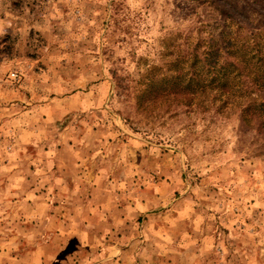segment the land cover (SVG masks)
I'll list each match as a JSON object with an SVG mask.
<instances>
[{"label": "rangeland", "instance_id": "rangeland-1", "mask_svg": "<svg viewBox=\"0 0 264 264\" xmlns=\"http://www.w3.org/2000/svg\"><path fill=\"white\" fill-rule=\"evenodd\" d=\"M231 1L264 34V0ZM207 6L0 0V264H264V118L147 79Z\"/></svg>", "mask_w": 264, "mask_h": 264}, {"label": "trees", "instance_id": "trees-1", "mask_svg": "<svg viewBox=\"0 0 264 264\" xmlns=\"http://www.w3.org/2000/svg\"><path fill=\"white\" fill-rule=\"evenodd\" d=\"M207 3L219 33L206 37L204 29L213 23L201 20L200 37L177 61L178 72L147 79L158 94L196 86L206 109L217 115L239 112L252 119L264 118V34L249 18L255 8L237 1Z\"/></svg>", "mask_w": 264, "mask_h": 264}, {"label": "crops", "instance_id": "crops-1", "mask_svg": "<svg viewBox=\"0 0 264 264\" xmlns=\"http://www.w3.org/2000/svg\"><path fill=\"white\" fill-rule=\"evenodd\" d=\"M62 169V170H61ZM63 169L64 168H60V167H58L57 168V171L58 172H63ZM68 180H69V178L68 179H65V177H64V179H61V182H63V183H65V184H68ZM115 249V250H117V251H105L104 253H103V256H102V258H101V260H100V264H108V260L110 259L109 258V255H112L113 254V252L114 253H118V251H119V253H124L125 251L123 250V249H121V248H119L118 246H110V249ZM110 252V253H109ZM112 259H114V258H112Z\"/></svg>", "mask_w": 264, "mask_h": 264}]
</instances>
